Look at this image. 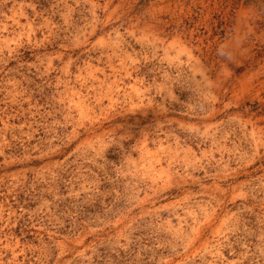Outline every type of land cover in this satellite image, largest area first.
Instances as JSON below:
<instances>
[{
	"label": "rangeland",
	"instance_id": "374dc122",
	"mask_svg": "<svg viewBox=\"0 0 264 264\" xmlns=\"http://www.w3.org/2000/svg\"><path fill=\"white\" fill-rule=\"evenodd\" d=\"M0 264H264V0H0Z\"/></svg>",
	"mask_w": 264,
	"mask_h": 264
}]
</instances>
